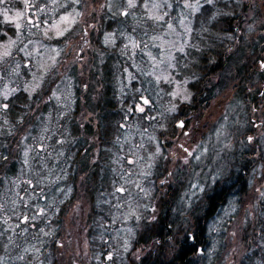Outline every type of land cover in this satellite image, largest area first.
<instances>
[{"label": "trees", "instance_id": "obj_1", "mask_svg": "<svg viewBox=\"0 0 264 264\" xmlns=\"http://www.w3.org/2000/svg\"><path fill=\"white\" fill-rule=\"evenodd\" d=\"M177 1L184 7V2L192 3L193 0ZM214 3L223 7L217 9ZM119 4L120 7L112 12L101 10L100 31L90 32L87 37L92 47L81 49L87 59L83 61L75 56L72 73L68 76L59 65L45 71L36 68L33 76L27 69L33 63L30 53L20 55L17 63L11 60L10 75L5 77L10 79L6 87L10 85L12 93L6 88L8 98L0 97V264H57L64 256L68 264L78 263L77 255H64L62 243L67 233L66 225H74L80 215L83 225L87 226L89 259L93 258V264H104L102 260L106 255H116L122 250L121 246L125 248L128 243H133L131 249L135 246L144 248L139 264H211L214 261L217 264L220 255L224 254L223 235L236 214L226 209L217 216V212L211 211L216 202L225 205L227 198H240L248 189V179L237 192L224 196L213 192L192 229L179 230L167 198L160 196L157 189L154 192L147 190L155 186L150 168H161L165 161L160 158L157 164H149L141 152L147 145L150 148L157 145L161 150L162 139L169 142L176 136L178 113L189 117V111L194 112L192 106L200 108L203 105L211 111L212 101L222 97L227 89L225 84L231 81L234 84L229 91L233 92L231 102L242 100L241 111L236 106L231 108L235 122L236 115L253 117L256 114L251 109L256 110V106L248 105H257L260 99L254 97L256 90L252 87L256 82L251 76L253 68L256 69L255 61L248 62L250 56L246 59L244 55L248 48L235 49L233 36L226 32L229 29L226 17L235 14V8L225 2H204L193 19L192 36L184 28L189 24L187 16L181 23L172 20L161 24L155 20L136 22L133 26L131 17L135 16L129 15L128 5L123 0ZM143 4V0H135V6L129 12L134 13L137 9L136 16L145 17L144 10L140 9ZM34 5L35 8L39 6V11L50 8L51 20L72 8L67 4L53 10L54 2L49 0H36ZM45 11L40 12L41 21ZM124 12L128 15H122ZM252 12L257 16L255 6H252ZM197 20H200L199 24ZM40 24L44 25V21ZM141 31L149 35L138 34ZM159 32L167 39L191 37L185 54H182L187 64L184 60L180 65L175 61L178 67L187 66L178 78L197 80L191 106H181L173 111L167 84H160L147 67L153 66L151 55L154 59L159 55L158 45L151 42ZM108 34L111 37L104 43ZM34 36L24 39L31 42ZM81 37L75 38L77 44L85 39L83 34ZM136 39L143 45L137 47ZM49 41L60 45L62 38ZM19 62L21 67L17 69ZM24 62L27 68H24ZM35 70L39 71L40 78L35 75ZM259 76L257 80L263 82V75ZM33 80L38 81L39 90L29 95L25 85H31ZM247 87L251 88L250 93H246ZM51 94L55 98L52 99ZM161 95L162 100H158ZM145 99L148 104H144ZM138 103L143 112L138 110ZM3 104L8 107L3 108ZM35 107L37 109L32 113ZM88 113L93 114L99 124L87 122L81 128L78 120ZM211 123L205 124L210 129L208 137L213 130ZM223 126L217 121L214 131H222ZM259 130L260 133L253 130L257 142L252 151L264 149V126ZM127 142L135 146V150L139 148L138 156L131 155L135 156L131 158L122 149ZM95 145L99 146L98 150ZM239 154L237 151V158ZM218 166L217 173L222 177L231 176L227 173L229 166L224 170L219 163ZM196 169L194 167L192 172ZM239 174L234 172L230 179L235 180ZM261 202H264V196ZM155 203L159 208L157 211ZM220 207L222 209L223 205ZM175 209L181 208L176 206ZM137 217L144 220L143 231L138 237ZM129 224L135 227L127 237ZM113 228L117 231L113 232ZM119 233L123 238H116ZM256 233L260 237L254 238L259 240L255 246L260 247V252L253 247L245 254L242 264H264V208ZM8 255L14 258L8 259Z\"/></svg>", "mask_w": 264, "mask_h": 264}, {"label": "rangeland", "instance_id": "obj_2", "mask_svg": "<svg viewBox=\"0 0 264 264\" xmlns=\"http://www.w3.org/2000/svg\"><path fill=\"white\" fill-rule=\"evenodd\" d=\"M34 2H36V0H4L3 3H0V39L4 38L3 41H0V52H2L5 47H8L11 51V55L0 62L1 98L7 93L6 88H8L9 93H12L10 85L6 87L10 79L5 76L7 74L10 75V69L13 66L12 63H17L18 57L22 54H31L30 59L33 60L32 65L29 64L31 67L27 68V63L25 62L23 64L26 66L24 68H27L33 76V71L36 68L37 70L45 71L56 65L63 68L66 76L72 73L71 67L76 61L75 56L77 59L83 61L87 59V56H83L85 54H82L81 49L84 47H92L87 37H89L90 32L96 33L100 30V25H102L101 10L105 9L107 12H112L114 9L120 7L119 2H122V0H79V3L74 2V0H49V2H54L53 10H58L67 4H71L72 6L69 11L54 17L53 20H51L52 15H49L50 8L46 6L48 11H45V8L39 11V6L35 8ZM123 2L128 5V0H123ZM177 2V0H148L147 2L143 0L144 4L140 9L145 12V17L142 16L144 20H146L144 22L161 20L158 19V17H163L165 20L171 17L172 20H177L181 23L182 18L187 16L189 24L184 28H187L193 36V19L196 18L197 8L203 5L206 0H199L198 4L197 0H193L192 3L184 2V7L177 4ZM214 2L230 3L231 7L235 8V14L238 13L237 18L250 19L242 26H238L242 31L248 32L247 36L243 33L240 34L238 41L240 44H243L246 40H251L254 44L252 45L253 47H249L244 51V55L246 59L250 56L248 62L252 60L255 61L256 69L253 68L251 76H254L253 82H256L254 84L252 83V87L256 90L254 97L258 96L260 98L257 105H255L257 109L253 111L256 114L253 117H245V115L242 114L236 115L235 118L237 123L235 122L232 116L234 109L231 108L236 106L238 111H241L242 100H237L235 103V100L231 102L233 92L231 93L229 91L234 86V84H232L233 81H231L230 84H225L227 89L222 93V97L212 101L213 107L212 109L210 108L211 111H209L205 105L200 108L192 106L194 107L193 124L197 125V129L199 128L197 131L198 133L205 132V124L212 121L211 126H213V130L210 140L208 136L205 137L200 135L196 137L197 140L194 146L188 144L189 141L186 140L183 135L176 133V139L175 136L173 139L169 140V142L164 141L165 139L161 140V150L157 145H155L154 148H150V146L147 145L144 152L141 153H143L149 164H157L160 158H163L164 160L162 161H165L161 168H150V174L152 176L151 181H155V186L148 187L147 190L152 192L151 189H153L154 192L157 189V191L160 192V196L167 198V202L169 201L170 205V212L176 216L175 218L178 222L176 228L179 230H186L187 228L191 230L196 219L201 216L202 208L206 204L210 191V186H208L207 183L212 180L215 181L216 178L220 176V174L217 173V171H219L218 163L220 164L221 170H224L227 165L232 173L234 170H236V173L239 172L241 175L237 177L243 176V169L247 170L249 175L244 176V180L248 179L246 183L248 189L241 195L240 205L235 213L236 216L223 235L222 251H224V254L220 255L219 260L216 261L217 264H242L245 254L251 251L253 247H257L255 245L259 242L258 239L255 240L254 238L260 237L256 232L262 212L261 199L264 196V149L258 148L252 151L253 145L257 142V139L255 137L251 139L253 130H257L260 133L261 131L259 128L264 126V68L262 67V64H264V0H214ZM252 2L257 4V16L252 12ZM241 3H243L242 8L239 6ZM245 4L247 5L246 7ZM186 5L188 6L186 7ZM162 6L165 15L159 16L158 11ZM213 6L217 9L223 7L215 3ZM243 7H245V10L241 13L240 10H242ZM95 10L96 12L94 15ZM130 10H132V7H128L129 15L135 16L131 17V19H139V16H136L137 9L134 13L129 12ZM42 11H45V18L42 19L44 25L40 24L42 21L39 16ZM172 11L176 12V14L172 13ZM253 16L256 18L254 19ZM62 17H67L68 19L64 20ZM199 17L202 18V16ZM226 18L228 19V17ZM196 22L199 24L200 20ZM17 23L21 25L19 29L16 28ZM82 34L85 39L83 38V41L81 40V42L77 44L75 38L81 37ZM32 35L35 36L31 42L26 40V38L24 39V37L28 38ZM175 35L176 34H174V36ZM253 36H255L254 39H252ZM110 37L111 35H106L104 37V43H107ZM60 38H62V43L60 45H53L49 41V39L58 40ZM152 38L151 42L155 44L156 47L158 45L160 51L158 52L159 55L154 59L151 50L147 47L149 53L152 54L150 60L153 64L152 67L148 65L147 67L149 69L151 68L153 75L160 84H167L168 92L171 94L167 95L171 97L173 101V111L179 109L181 106H191L193 86L197 80L189 77H177L183 68H187V66H178L184 60L182 54H185L187 41L190 40L191 37L187 35L182 40L174 38L162 39L155 36ZM13 41H15L14 44L12 43ZM135 45L140 47V45L143 44L140 39H136ZM251 48H253V51ZM80 55L81 57H79ZM175 61H179V65ZM184 63L185 65L187 64L185 60ZM16 67L17 69L21 67L20 62ZM37 70H35V75L37 78H40V73ZM11 71H13V69ZM259 75H263V82L257 80ZM151 78L153 77L151 76ZM25 79L26 78H23V80ZM25 88L29 93L26 92L32 95L39 90V83L33 80L31 85L27 83ZM250 92L251 88L247 87L246 93ZM173 93H178V95H173ZM51 97L53 99L55 95L51 94ZM161 97L162 95L158 96L157 99L162 100L160 99ZM185 97L188 98L185 99ZM220 103H222V106ZM137 107L139 110V108H141V103H138ZM35 109H37V107L33 109L32 113ZM78 121L82 124L81 128H83L84 124L87 122L93 121L94 124H99L98 120H94V115L91 113H88L84 118H79ZM217 121L224 125L222 131H218L217 129L214 131ZM227 138L228 141L226 144ZM128 142L122 149L129 154L128 156H138L139 148L137 147L138 149L136 148L135 150V146H132V144L129 145ZM98 145H95L97 146V150L99 149ZM237 151L240 153L238 158ZM244 153H246V155H244ZM95 154L97 159V157H99L98 153L96 152ZM232 154H234V156ZM230 155L231 158H229ZM135 156H131V158ZM96 159H94V162H96ZM254 165L257 166L256 169L252 168ZM194 167L197 169L192 172ZM156 176H158V179L155 178ZM171 192H174L171 194L174 200L169 199ZM155 206L157 211L159 209L157 203L154 204V207ZM176 206H180L181 209H175ZM75 215L78 216L77 214ZM82 222L83 216L81 217L80 215L74 225H66L67 233L62 243L63 252L64 255H77L79 257V262L76 264H93V258L89 259V247L86 239L87 226L85 223L83 225ZM143 222L144 220L142 217L136 218L137 237L139 232L143 231ZM134 227L135 225H127V237L129 234H132ZM176 228L174 230H176ZM115 231H117L116 228H113V232ZM122 233L117 234L116 238L119 239L121 236L123 238ZM178 237L179 233L176 234V239ZM132 244L128 243L125 248L122 245V250H119L116 255L109 253L103 258V263L120 264L122 262V264H139L143 256L141 251L142 249L144 250V248L135 246L134 249H131ZM256 251L260 252V247H257ZM93 256L95 259L97 258V251ZM7 257L10 260L14 258L10 257V255ZM109 257H111V259H109ZM116 257L118 258L116 259ZM210 257L211 256H209V258ZM212 260L213 259H211V261ZM57 264H68L67 257L65 258L64 256L63 260L57 262ZM211 264H215V261Z\"/></svg>", "mask_w": 264, "mask_h": 264}, {"label": "flooded vegetation", "instance_id": "obj_3", "mask_svg": "<svg viewBox=\"0 0 264 264\" xmlns=\"http://www.w3.org/2000/svg\"><path fill=\"white\" fill-rule=\"evenodd\" d=\"M252 6H255L257 7V4L255 2H252L251 3ZM239 6L242 8L243 6V3L239 4ZM247 5L245 4V7ZM245 7H243L242 10H240L241 13H243V11L245 10ZM159 13V16H164L165 15V11H164V8L163 6L160 8V10L158 11ZM172 13H175L174 11H172ZM238 16V13L237 14H233V15H229L228 16V19H229V24H228V27L229 29L226 31L230 36H233V42H235L236 46H235V49H246V48H249L250 46L253 47L252 45H254L252 43L251 40H246V42H244L243 44H240L238 39H239V35L240 34H244L245 36L248 35V32L246 31H242V29H240L238 26H242L243 24H245L246 22H248L250 19L246 20V19H243V18H237ZM218 17V16H217ZM143 21H146L144 20V18H139V19H136V18H133V20L131 21L133 26H136V22H143ZM157 22L163 24L164 22H167L169 23L170 21L172 22V18L171 17H168V19H161V20H156ZM175 23H178L177 20H174ZM174 26H177V25H174ZM100 31V30H98ZM138 34H146V35H149L148 32H140ZM158 34V37L159 38H162V39H165V35L162 33ZM225 34V33H224ZM255 36L252 37V39H254ZM194 39V38H192ZM232 41V40H231ZM232 42V43H233ZM231 43V44H232ZM252 51H253V48H252ZM262 67L264 68V64H262ZM248 105H251L252 106H255L254 104H250L248 103ZM194 108V107H192ZM251 109L254 111V107H251ZM190 113V116L189 117H185L183 113H178V119L175 123V129H176V133H179L181 135H183L185 137L186 140H188V144H191V145H194L195 146V141L197 140L196 137L198 136H205L207 137L209 134H210V129L206 128L205 129V132L203 133H198V129H197V125L193 124V114L192 111H189ZM194 113V112H193ZM252 113V111H251ZM250 117V116H249ZM190 120V123H188ZM181 124H183V127H181ZM197 132V133H196ZM177 138V135L175 137V139ZM209 140L211 139V135L210 137H208ZM254 138L253 136V132H252V136H251V139ZM227 141H228V138L226 140V144H227ZM223 144V143H222ZM225 145V144H223ZM227 166V165H226ZM228 169V168H227ZM234 172H236V170H234ZM234 172L232 173L231 169H229L227 171V173H229V175L231 176H227V177H222L221 174L220 176H218V178H216V180H212L211 184L207 183L208 186H210V191H209V195L207 197V202H208V199L210 200L211 197H212V193L215 192V194H222V196H224L225 194L227 193H234V192H237L238 189L240 188H243V182H244V176H246L248 173H247V170L243 169L242 171V177H237L238 175L235 176V180H232L230 179L232 177V175L234 174ZM241 175V174H239ZM228 180H231L230 182H228ZM224 183V184H223ZM201 184H205V183H201ZM241 194V192H240ZM240 198H241V195H240ZM240 198H236L235 196H232V198H227L226 201H224L225 205L224 204H220L219 202H216L217 204L215 205V208L211 211V213H214V212H217V216L219 214H222L221 212L226 210V209H229V213H236L238 208H239V205H240ZM206 202V203H207ZM221 205H223V208L221 209ZM228 207V208H227ZM264 208V202H261V209L263 210ZM216 214V213H215Z\"/></svg>", "mask_w": 264, "mask_h": 264}, {"label": "snow or ice", "instance_id": "obj_4", "mask_svg": "<svg viewBox=\"0 0 264 264\" xmlns=\"http://www.w3.org/2000/svg\"><path fill=\"white\" fill-rule=\"evenodd\" d=\"M4 0H0V3H3ZM74 2L79 3V0H74ZM214 2V0H206V3L208 4H212ZM199 3V0H197V4ZM135 6V0H128V7H134ZM188 5H186L187 7ZM19 15V14H18ZM122 15H128L127 12L122 13ZM62 19L67 20V17H62ZM158 19H163V17H158ZM21 27V25L19 23L16 24V28L19 29ZM62 35V33H61ZM13 44L15 43V41L12 42ZM127 47V46H126ZM11 55V51L9 50L8 47H5L4 50L2 52H0V62H2L6 57ZM173 95H178V93H173ZM8 98V94L5 93L4 94V99L6 100ZM188 97H185V99H187ZM149 101L147 99L144 100V104H148ZM8 105L7 104H3V108H7ZM139 111L143 112L144 109L143 108H139ZM181 127H183V124H181ZM122 191V189H121ZM25 221L27 220V217L24 218ZM109 259H111V257H109Z\"/></svg>", "mask_w": 264, "mask_h": 264}]
</instances>
